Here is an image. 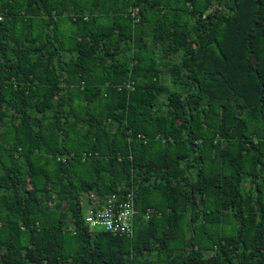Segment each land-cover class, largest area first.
<instances>
[{
  "label": "trees",
  "instance_id": "1",
  "mask_svg": "<svg viewBox=\"0 0 264 264\" xmlns=\"http://www.w3.org/2000/svg\"><path fill=\"white\" fill-rule=\"evenodd\" d=\"M0 17V264H264V0ZM86 194L131 197L132 234Z\"/></svg>",
  "mask_w": 264,
  "mask_h": 264
},
{
  "label": "built area",
  "instance_id": "2",
  "mask_svg": "<svg viewBox=\"0 0 264 264\" xmlns=\"http://www.w3.org/2000/svg\"><path fill=\"white\" fill-rule=\"evenodd\" d=\"M121 198L112 194L99 199L95 194H86L83 197L85 208L82 211L84 226L92 232L130 236L135 212L131 197Z\"/></svg>",
  "mask_w": 264,
  "mask_h": 264
}]
</instances>
